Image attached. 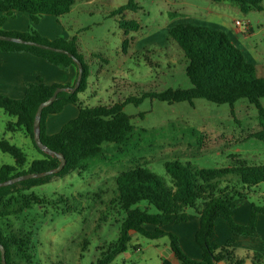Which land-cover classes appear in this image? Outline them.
Masks as SVG:
<instances>
[{
  "label": "rangeland",
  "instance_id": "374dc122",
  "mask_svg": "<svg viewBox=\"0 0 264 264\" xmlns=\"http://www.w3.org/2000/svg\"><path fill=\"white\" fill-rule=\"evenodd\" d=\"M132 1L138 10L123 11L120 16L126 21H135L139 29L126 35L118 27L120 17L111 13L128 0H75L70 11L58 18L44 16L32 23L26 14L14 13L13 19L7 22L9 27H21L22 33L35 31L48 41L77 38L78 51L90 68L88 88L78 94L83 106H104L121 102L128 96L157 93L167 88H189L182 52L168 40L167 33L172 25L185 18L205 17L210 13L220 15L229 24L234 20H250L253 34L245 36L243 48L248 52L243 54L245 59L247 55L252 58V62L248 59L247 62L255 67L256 75L264 77V0H261L263 11L250 9L246 14L231 0ZM260 105L264 108V99ZM123 112L130 117L136 131V142L130 152L115 159L109 153L108 161L53 177L46 184L32 188L27 192L34 200L30 209L9 218L14 228L22 225L33 235L30 261L26 263L17 258L19 264H58V261L96 264L101 253L118 238L123 213L110 206L108 199L113 177L130 165V158L147 164L151 172L166 182L164 162L178 161L195 169H210L232 166L234 160H239L264 167V142L250 136L257 129V110L245 99H238L230 107L203 99H195L189 105L144 98L137 106L125 105ZM8 120L0 109V140L6 139L20 148L28 160L39 157L23 131L6 130ZM2 164L11 165L13 160L0 152ZM234 204L246 210L252 204L264 208V182L252 188L246 199ZM196 220L194 212L189 210L183 226L163 227L177 234L183 251L193 259L200 252L186 230H193ZM217 223L211 245L222 244L229 233L224 220L217 218ZM256 232L251 242L235 245L238 257L258 252L264 259V253L258 251L264 245L263 220ZM167 249L166 236L151 240L134 233L126 250L109 264H162L163 260L178 264L172 255L167 256ZM244 264L252 263L246 260Z\"/></svg>",
  "mask_w": 264,
  "mask_h": 264
},
{
  "label": "trees",
  "instance_id": "16d2710c",
  "mask_svg": "<svg viewBox=\"0 0 264 264\" xmlns=\"http://www.w3.org/2000/svg\"><path fill=\"white\" fill-rule=\"evenodd\" d=\"M242 14L250 9L263 11L261 0H231ZM75 0H0V26L13 13L26 14L32 23L44 16L58 18L67 14ZM138 6L128 0L111 13L119 16L118 27L126 35L137 31L139 25L132 20H124L123 11H135ZM0 35L20 38L54 48L65 50L70 56L41 49L26 44L0 41L2 53H27L43 59L58 69L66 70L70 65L76 67L72 58L82 67L81 79L75 92H59L55 100L41 112L39 123L40 142L54 154H61L65 164L61 171L45 176L20 181L0 187V245L5 250L6 264L29 263V250L32 248V232L22 225L15 227L10 223L11 216L24 214L34 201L29 190L49 182L53 177H62L76 170H86L97 162L108 161L125 156L136 142V131L130 117L124 114L123 107L128 104L137 106L144 98H154L168 104L186 102L192 105L195 99L230 107L238 99H245L257 110V129L250 136L264 142V108L260 100L264 99V77L256 75L255 67L248 63L241 51L217 30L190 23H177L168 30V40L174 42L185 60L184 73L190 87L167 88L160 92H144L140 96H128L121 102L104 106H83L78 94L88 88L90 68L85 56L78 51L77 38H56L48 41L35 31L28 33L3 32ZM125 46L126 40L123 42ZM151 64V62H149ZM77 69V68H76ZM36 83H27L20 99L0 95V109L10 118L6 130L23 131L32 143L39 157L31 160L17 146L6 139L0 140V152L8 154L13 164L0 166V182L29 173H43L57 167V157L40 151L33 142V119L37 106L47 100L58 87L70 88L73 85L44 84L37 77ZM74 105L78 109L77 117L64 124L52 135L45 133V119L57 114L64 105ZM232 157V156H231ZM111 160V159H110ZM126 169L113 177V187L108 199L123 213L119 221L116 242L110 245L96 264H109L120 252L126 250L132 234L147 239L168 238L169 250L178 264H264L258 252L250 256L238 257L234 247L235 237H254L257 215L264 216V208L251 205L248 222L237 224L232 218V208L236 201L246 199L250 190L264 182V167L248 165L244 161L234 160V165L222 168L195 169L178 161L164 162L163 167L168 182L151 172L147 164L134 162L131 158ZM151 209L154 212H150ZM192 210L198 220L194 242L201 251L199 260L187 257L179 246L178 239L163 231L165 226L179 225L187 220ZM121 214V213H120ZM224 220L231 232V238L220 245H211L214 234V221ZM151 229H146V227ZM58 264L62 262L58 261ZM162 264H169L163 260Z\"/></svg>",
  "mask_w": 264,
  "mask_h": 264
},
{
  "label": "crops",
  "instance_id": "0c3cea01",
  "mask_svg": "<svg viewBox=\"0 0 264 264\" xmlns=\"http://www.w3.org/2000/svg\"><path fill=\"white\" fill-rule=\"evenodd\" d=\"M7 19H13V15L11 17L6 18L5 22L2 24V26H0L1 31L22 33L20 29H23V28L21 27H18V29L15 27H9ZM234 21L232 24H229L220 15L214 16V14L210 13V15H206L205 17H196V18H191V19L185 18L180 23H190L193 25L203 26V27L210 28L212 30L220 31L224 33L227 36V38L234 44V46H236L243 54L244 52H248L244 50L243 48V40L245 36L253 34V29L250 25V20L243 19V21L247 23V32L239 33L236 30V27L234 26ZM55 39L56 38L54 39L50 38L49 41H53ZM248 56L249 55L246 56L247 59L249 60V62H252V58L251 57L249 58ZM244 58H245V55H244ZM247 59L245 60L247 61ZM76 76H77V69L73 65H70L68 69L66 70H62V69L56 68L53 65L46 63L41 58L32 56L27 53H2L0 52V95H4L12 99H20L24 94L25 85L27 83H36L37 77L40 78L44 84H47V85L58 84V85L66 86V85H73L75 82ZM77 114H78V109L76 108V106L70 105V104L64 105L59 113L48 115L46 117L45 133L47 135L56 134L64 124H66L70 120L75 119L77 117ZM241 201L242 200H239V202ZM250 208L251 206H249L247 210L241 206L236 208V205L234 204L232 208L233 221L237 224H246L248 222ZM262 218H263V215L261 214L257 215L256 231L258 229V224H260L262 220L264 222V219ZM186 221L176 226H183V224H185ZM217 224L218 223L216 219L214 221V234L212 236L213 238L215 237ZM194 226L195 228H193V230L192 229L186 230L188 237L192 235L193 242H194L195 232L198 228V220H196V223ZM163 231L166 233H171L175 235L179 242V238L177 234H175L172 231H168L165 228H163ZM231 236L232 235L229 230V233L227 234L224 242H226L229 238H231ZM255 236H257V232ZM252 239H253L252 237H241V236L235 237L234 247L238 242H240L241 245H246L247 243L251 242ZM179 246L182 252L187 257H189L183 251V248L181 247L180 243H179ZM196 247L198 248V246ZM258 251H262L264 253V245H263V248H258ZM199 252L200 253H199L198 258H194V259L190 257L189 258L192 260H199L201 256L200 249H199ZM166 253L168 257L172 255L169 249L166 250Z\"/></svg>",
  "mask_w": 264,
  "mask_h": 264
},
{
  "label": "water",
  "instance_id": "95a60500",
  "mask_svg": "<svg viewBox=\"0 0 264 264\" xmlns=\"http://www.w3.org/2000/svg\"><path fill=\"white\" fill-rule=\"evenodd\" d=\"M0 41H8V42H13V43L31 45V46L38 47V48H41V49H46V50H50V51H53V52L62 53V54H66V55L70 56V54H68L63 49L54 48V47H50V46H47V45L31 42V41H25V40H22L20 38H13V37H9V36L0 35ZM72 59H73V62L75 63L76 68H77V76H76V79H75V82H74L73 86L70 87V88H61V87L56 88L54 90V92L52 93V95L47 100L41 102L37 106L35 114H34V119H33V136L32 137H33V142H34L35 146L40 151L44 152L45 154H47L49 156H54L55 155L57 157V159L59 160V164L57 165L56 168H54L52 170H49V171H46V172H43V173L24 174V175H20V176H17V177H13V178H11L9 180H6L4 182H0V187H5V186H8V185L20 182V181L28 180V179L43 178L45 176H48V175H51V174H55V173L61 171V169L63 168V166L65 164V160H64L63 156L61 154H54L52 151L47 149L40 142V139H39V123H40V117H41L42 109L44 107L49 106L55 100V97H56V95L59 92H70V93H73L78 88L79 83H80V79H81L82 67H81L80 62L77 59H75V58H72ZM0 264H6V261H5V250H4V248L1 245H0Z\"/></svg>",
  "mask_w": 264,
  "mask_h": 264
},
{
  "label": "built area",
  "instance_id": "2783aa9c",
  "mask_svg": "<svg viewBox=\"0 0 264 264\" xmlns=\"http://www.w3.org/2000/svg\"><path fill=\"white\" fill-rule=\"evenodd\" d=\"M234 26L236 27V30L241 33H246L247 32V23L243 22L241 20H235L234 21Z\"/></svg>",
  "mask_w": 264,
  "mask_h": 264
}]
</instances>
